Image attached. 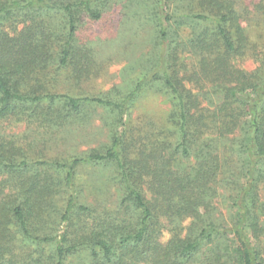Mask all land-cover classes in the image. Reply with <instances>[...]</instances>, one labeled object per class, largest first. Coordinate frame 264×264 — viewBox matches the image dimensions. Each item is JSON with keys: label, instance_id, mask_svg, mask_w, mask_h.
Here are the masks:
<instances>
[{"label": "trees", "instance_id": "trees-1", "mask_svg": "<svg viewBox=\"0 0 264 264\" xmlns=\"http://www.w3.org/2000/svg\"><path fill=\"white\" fill-rule=\"evenodd\" d=\"M109 1L0 0V126L60 128L93 104L110 140L48 162L0 130V264H264V0L252 4L255 39L239 0H146L150 13L139 3L155 50L128 90L55 92L69 67L89 73L92 51L73 48L77 24L100 20ZM183 23L193 25L185 41ZM153 89L165 121L127 136L131 107ZM82 164L114 169L111 204L88 202Z\"/></svg>", "mask_w": 264, "mask_h": 264}, {"label": "rangeland", "instance_id": "rangeland-1", "mask_svg": "<svg viewBox=\"0 0 264 264\" xmlns=\"http://www.w3.org/2000/svg\"><path fill=\"white\" fill-rule=\"evenodd\" d=\"M145 1L110 0L102 9L100 20L90 21L82 18L78 22L73 48L75 51H79L78 49L92 51L90 70L88 74L81 75L77 73L78 66L64 70L55 92L78 98H119L128 90L139 78L147 56L155 50L154 28L150 19L145 26L139 27V18L145 11L141 9L139 13L135 12L140 3L142 8L150 13ZM181 1L183 0H178L179 4H182ZM254 2L255 0H239L238 5L240 11L246 6L252 11L245 26L255 39L260 25L257 24L258 16L252 9ZM188 24L183 23L184 26L178 29L180 38L184 41L193 33L191 29L193 25ZM244 68L251 71L255 68V63L248 60L244 63ZM168 108L156 89L141 94L130 109L126 123L129 130L127 136L137 138L138 131L143 134L152 124L158 125L165 121ZM83 110L87 117L75 124L39 130L37 125H28L26 122H3L0 126L1 134L13 140L17 147L26 149L31 145L28 155L34 160L51 162L54 159L67 160L75 155L83 156L89 150L100 149L110 143L106 126L108 115L105 109L88 104ZM34 168L44 170L42 165L33 166V171L36 170ZM75 171L76 185L85 186L84 195L88 194V202L95 204L113 202L112 194L115 193V189L109 182L115 172L113 168L82 164ZM6 176L7 174H1L0 182L4 181ZM79 263L76 255L68 264Z\"/></svg>", "mask_w": 264, "mask_h": 264}]
</instances>
